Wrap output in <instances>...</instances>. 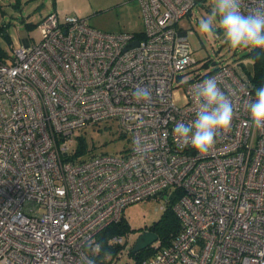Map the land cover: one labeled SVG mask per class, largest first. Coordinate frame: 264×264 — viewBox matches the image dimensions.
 <instances>
[{"label":"built area","instance_id":"obj_1","mask_svg":"<svg viewBox=\"0 0 264 264\" xmlns=\"http://www.w3.org/2000/svg\"><path fill=\"white\" fill-rule=\"evenodd\" d=\"M135 1L139 32L53 11L37 23L36 42L0 59V264H105L96 258L100 231L165 190L180 230L167 246L152 242L141 264H264V132L251 128L248 110L264 75L254 81L244 59L222 63L185 82L177 105L172 89L196 63L177 23L198 0ZM258 2L243 0L242 10ZM210 78L234 105L231 127L208 154L181 150L173 129L195 119V86ZM138 85L149 101L136 100ZM106 120L130 146L71 159L74 131Z\"/></svg>","mask_w":264,"mask_h":264},{"label":"rangeland","instance_id":"obj_2","mask_svg":"<svg viewBox=\"0 0 264 264\" xmlns=\"http://www.w3.org/2000/svg\"><path fill=\"white\" fill-rule=\"evenodd\" d=\"M98 1L105 5L109 0H79L82 7ZM42 2L46 8H42ZM50 0H0V50L2 59L9 62L11 54L10 42L20 41L28 37L30 43L38 40L37 21L41 13L49 6ZM213 0H198L191 13L181 18L177 27L188 33V40L193 49L196 63L182 72L181 80L172 89V100L179 106L186 102L185 82L194 78L196 74H204L214 70L218 65L226 62H235L244 59L246 65L252 68V59L247 55L250 49H232L223 39L222 35L209 37L199 30V21L210 14ZM137 5V4H136ZM137 7V6H136ZM89 13L82 14L88 24L95 29L108 32H139L143 29L141 17L134 6L124 8L95 7ZM138 8V7H137ZM27 23H31L28 25ZM8 34V38L4 37ZM183 83V84H180ZM83 139L85 148L76 157L84 159L94 154H118L130 146L128 135L121 132L115 120L101 121L89 124L81 130H75L73 140L68 144L70 154L78 149L79 140ZM171 194L168 190L158 195L130 203L124 209L125 231L122 233L123 242L120 250L115 255H109L112 264H134L133 257L129 254L138 236L150 230V226L158 222L164 214L167 198ZM158 243L155 240L152 245Z\"/></svg>","mask_w":264,"mask_h":264},{"label":"clouds","instance_id":"obj_3","mask_svg":"<svg viewBox=\"0 0 264 264\" xmlns=\"http://www.w3.org/2000/svg\"><path fill=\"white\" fill-rule=\"evenodd\" d=\"M242 6L243 0H213L210 14L199 21V30L209 37L222 35L232 49H259L264 52V0H259L257 6L249 11H243ZM133 95L139 102L149 101L152 94L148 88L138 85ZM194 98L197 104L195 119L176 123L174 142L181 150L191 146L205 155L214 146L216 137L230 129L234 105L220 89L216 78L197 84ZM248 110L251 128L264 132V86L255 90V99L249 102ZM92 264H95L94 260Z\"/></svg>","mask_w":264,"mask_h":264},{"label":"trees","instance_id":"obj_4","mask_svg":"<svg viewBox=\"0 0 264 264\" xmlns=\"http://www.w3.org/2000/svg\"><path fill=\"white\" fill-rule=\"evenodd\" d=\"M139 34V33H138ZM5 38H8V34H4ZM252 59V67H253V79L254 81H260L262 75H264V52H261L259 49L252 50L247 54ZM259 57L258 59H253L254 57ZM2 57V51L0 50V59ZM85 144L84 140L80 138L78 143V149L72 154V158L78 157L84 150ZM175 201V197L171 196L169 202H167L166 208H164V214L159 219L158 222L153 223L150 226V231H153L158 236V241L160 242L159 247L167 246L171 239L176 235L180 230V222L175 214L174 210L172 209V204ZM125 221L124 217L118 223H113L106 226L103 230L100 231L98 234V242L100 244V250L98 255L96 256L97 259L102 260L103 263L109 264L110 261L104 259L106 256L105 253H110L115 255L119 250L121 245H107V238L113 234H122L125 231ZM156 249H154L151 245L139 250L135 253L132 252V248L130 250V255L134 259V264H141V262L150 257Z\"/></svg>","mask_w":264,"mask_h":264},{"label":"crops","instance_id":"obj_5","mask_svg":"<svg viewBox=\"0 0 264 264\" xmlns=\"http://www.w3.org/2000/svg\"><path fill=\"white\" fill-rule=\"evenodd\" d=\"M97 4L95 5L93 2L91 4H86L85 7H82L79 0H50L48 8L44 13H41L39 16V20L37 23L48 13L50 12H58L59 14H75L81 16L83 13H89L88 11H92L97 9L95 7H104V8H124L129 6H134L136 13L141 17L140 6L135 0H109L104 6L100 5L98 1H95ZM137 4V5H136ZM138 8H137V7ZM42 8H46L45 4L42 2ZM84 17V16H83ZM36 23V25H37ZM31 25V23H27ZM137 32V31H135ZM131 32V33H135ZM15 44L10 42V47L16 44H33L30 43L28 37L22 38L20 41H14Z\"/></svg>","mask_w":264,"mask_h":264},{"label":"water","instance_id":"obj_6","mask_svg":"<svg viewBox=\"0 0 264 264\" xmlns=\"http://www.w3.org/2000/svg\"><path fill=\"white\" fill-rule=\"evenodd\" d=\"M138 43L137 40L132 41V45H136ZM27 45V43H26ZM158 236L156 233H154L153 231H144L143 233H141L137 240L135 241L133 247H132V252L135 253L139 250H142L144 248H146L147 246H149L152 242H154L155 240H157Z\"/></svg>","mask_w":264,"mask_h":264}]
</instances>
